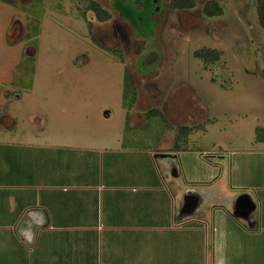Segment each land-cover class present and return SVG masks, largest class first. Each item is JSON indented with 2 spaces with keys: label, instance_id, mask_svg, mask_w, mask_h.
<instances>
[{
  "label": "rangeland",
  "instance_id": "374dc122",
  "mask_svg": "<svg viewBox=\"0 0 264 264\" xmlns=\"http://www.w3.org/2000/svg\"><path fill=\"white\" fill-rule=\"evenodd\" d=\"M99 1L113 11L114 0ZM130 1H117V8L134 14ZM206 1L174 9L172 0H149L146 12L158 5L153 39L149 30L127 28L128 22L118 21L115 11L99 24L88 0H0V128L7 126L10 115L14 121L2 129L19 132L15 140L33 143L39 136L46 135L48 141V135H58L50 139L63 142V133L83 135L74 139L84 142V157L89 164L100 161L102 168L99 148L103 143L118 147L119 135L125 133L122 140L129 146L151 147L155 153L174 146L182 126L188 125L192 129L178 143L201 156L204 165L199 166L217 173L213 185L224 190L221 195L232 191L253 196L258 189L252 185L232 188L231 183L232 176L238 180L246 174L245 164L252 173L264 166L259 0H219L225 11L218 16L204 14ZM135 12L137 18L140 11ZM96 35L102 38L96 41ZM203 48L218 50L219 57L197 55ZM152 108L163 115L149 118L146 112ZM135 132L138 139L133 142ZM1 135L0 159L12 137ZM165 152L177 153L157 157L160 166L168 164L165 182L172 187L169 179L176 177L171 172L183 173V167L177 150ZM26 153L31 161V152ZM197 154L187 155V169L197 165ZM206 191L196 217L213 208L209 201L215 191ZM181 195L180 190L175 194L178 216Z\"/></svg>",
  "mask_w": 264,
  "mask_h": 264
},
{
  "label": "crops",
  "instance_id": "0c3cea01",
  "mask_svg": "<svg viewBox=\"0 0 264 264\" xmlns=\"http://www.w3.org/2000/svg\"><path fill=\"white\" fill-rule=\"evenodd\" d=\"M13 121L9 115L2 128ZM2 128L0 135L12 137L0 159V264H264V166L256 174L245 164L242 178L232 176V188L258 189L253 196L243 193L255 202L246 216V202L232 208L240 192L221 195L224 190L213 185L217 173L199 166L201 156L188 147L177 150L183 173L169 179L171 187L164 175L168 164L161 167L151 147L123 142L125 133L113 152L104 143L99 148L100 168V161L88 163L84 142L75 141L83 135L26 143L14 139L19 132ZM131 138L136 142L138 134ZM191 154L197 165L187 169ZM188 182H209L197 187L215 191L213 208L198 217L175 216V194ZM21 219L34 226L33 244L18 232Z\"/></svg>",
  "mask_w": 264,
  "mask_h": 264
},
{
  "label": "trees",
  "instance_id": "16d2710c",
  "mask_svg": "<svg viewBox=\"0 0 264 264\" xmlns=\"http://www.w3.org/2000/svg\"><path fill=\"white\" fill-rule=\"evenodd\" d=\"M129 2H132V1L129 0ZM123 3L125 4L124 0H123ZM115 5L117 8V1L115 2ZM195 5H196V0H172V2H171V6L174 9H190V8L194 7ZM155 6L156 5L154 4V9H155ZM88 7L100 18H109V17H112V15H113L111 10L106 8V7H103L102 3L99 0H88ZM258 7H259V11H260L259 14H260L261 22L264 26V0H259V6ZM147 9L145 11H147ZM203 11H204V14L207 16H214V15L218 16V15H222L224 13L225 9H224V5L219 0H207L204 3ZM142 12H143V10H142ZM121 13L130 19V21L137 27L138 32H140V29H142L144 33H145V31H147V29L145 27V25L147 23L142 22V18L139 16H137V18H135L136 17L135 10L133 12L134 14L124 13L123 11ZM196 54L201 55L205 59H209V58L217 59L219 57L220 53L216 49L211 50V49L203 48V49H199L198 51H196ZM160 115H163V114L160 112V110L158 108H152L146 112V116H148L149 118L154 117V116H160ZM191 129H192V127H190L188 125H183L182 126V134H181V136L178 137V141H179V139L183 138V135L187 136ZM178 141L175 142L172 150H179L180 148H182L181 145L178 143ZM187 184L189 187H197L200 185H206L205 182H203V183H198V182L190 183V182H188ZM176 215H177V212L175 213V216ZM177 220L181 221L178 218H177ZM25 222H26L25 219H21L18 223L17 228L19 229L21 226L25 225Z\"/></svg>",
  "mask_w": 264,
  "mask_h": 264
},
{
  "label": "water",
  "instance_id": "95a60500",
  "mask_svg": "<svg viewBox=\"0 0 264 264\" xmlns=\"http://www.w3.org/2000/svg\"><path fill=\"white\" fill-rule=\"evenodd\" d=\"M155 156H167V157H172V156H177V153L173 152H165V151H160L156 152ZM176 166V162L174 164ZM176 168V167H175ZM180 173H178V170L173 169L171 172L172 176L178 177ZM206 189L204 187L198 188V187H187L183 189L181 198L179 200V211H180V216L185 217L188 215H193L198 208L201 207L202 201L204 199V193H206ZM244 198H243V197ZM241 197V198H239ZM239 197H235L233 199V204L232 208L234 211H237L240 207V204L242 202L247 203V209L245 211L246 216H249L253 214V210L255 208V202L251 199V197L248 195H243L240 194ZM245 200V201H244Z\"/></svg>",
  "mask_w": 264,
  "mask_h": 264
},
{
  "label": "flooded vegetation",
  "instance_id": "af4514ba",
  "mask_svg": "<svg viewBox=\"0 0 264 264\" xmlns=\"http://www.w3.org/2000/svg\"><path fill=\"white\" fill-rule=\"evenodd\" d=\"M116 1H121V0H114V2H113V11H115V12H117L118 13V15H119V18L121 19V20H119L118 19V21H120V22H123V20H125V21H127L128 22V25L126 24V26H127V28H129V27H131V29H132V31H136L137 33H139L138 32V29H137V27L130 21V19L129 18H127L125 15H123L121 12L122 11H120L119 9H117L116 8V5H115V2ZM154 2H156L157 0H153ZM124 2L127 4H131V2H129V0H124ZM149 3V0H134L133 1V3H132V9H133V11L136 9V10H138L139 9V11H140V13H139V17H141L142 18V22H144V23H147L146 25H145V27H146V29L147 30H149L150 32H151V34H152V36H151V38H153L154 39V37H155V33L157 32V29H158V27H159V19L157 18V17H155V13H156V11H155V9H157L158 8V5L155 3V9L154 10H152L151 11V13L149 14L148 12H146L145 10H146V4H148ZM102 6L103 7H106L104 4H102ZM106 8H108V7H106ZM109 9V8H108ZM111 10V9H110ZM143 10V12H141ZM113 11L111 10V12L113 13ZM98 18V20H99V24L100 23H104V22H106V20H108V19H110L111 17H109V18H100V17H97ZM121 24V23H120ZM119 24V25H120ZM124 24V23H123ZM117 24H115V26H116ZM125 25V24H124ZM129 26V27H128ZM126 28V29H127ZM101 35V34H100ZM140 35V34H139ZM102 36V35H101ZM102 37H104V36H102ZM101 37V38H102ZM95 40L97 41V38L100 40L101 38H100V36H98V35H96L95 37ZM155 50H156V48H155ZM150 54V51H149V49L147 50V54H145V56L141 59V55L139 54L138 55V58H140L143 62L145 61V57L146 56H148ZM140 64H142V63H140ZM145 64V63H144ZM146 69V68H145ZM149 71H151V70H149ZM149 71H147L146 70V72L148 73ZM137 99V98H136Z\"/></svg>",
  "mask_w": 264,
  "mask_h": 264
},
{
  "label": "clouds",
  "instance_id": "9594fccd",
  "mask_svg": "<svg viewBox=\"0 0 264 264\" xmlns=\"http://www.w3.org/2000/svg\"><path fill=\"white\" fill-rule=\"evenodd\" d=\"M27 231H32V236L29 237L27 235H25V232ZM18 232L21 236V238L26 242V243H29V244H32L35 242V230H34V226L31 225L30 223H25V225L21 226L19 229H18Z\"/></svg>",
  "mask_w": 264,
  "mask_h": 264
}]
</instances>
